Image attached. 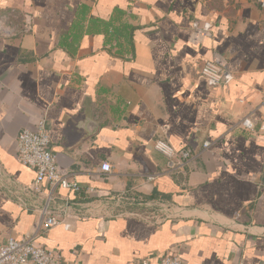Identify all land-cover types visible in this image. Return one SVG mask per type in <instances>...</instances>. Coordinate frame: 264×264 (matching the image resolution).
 Listing matches in <instances>:
<instances>
[{
    "label": "crops",
    "instance_id": "obj_1",
    "mask_svg": "<svg viewBox=\"0 0 264 264\" xmlns=\"http://www.w3.org/2000/svg\"><path fill=\"white\" fill-rule=\"evenodd\" d=\"M194 23L207 31L199 45ZM214 52L230 84L209 87L201 77ZM246 117L254 130L241 126ZM40 118L59 169L85 191L56 188L55 211L104 208L70 230L40 228L38 243L65 264H156L168 252L184 264H264V8L256 0H0V244L40 227L14 187L35 178L18 160V136ZM158 139L193 159L169 173ZM117 199L127 209L167 201L183 213L150 223L116 214Z\"/></svg>",
    "mask_w": 264,
    "mask_h": 264
},
{
    "label": "built area",
    "instance_id": "obj_2",
    "mask_svg": "<svg viewBox=\"0 0 264 264\" xmlns=\"http://www.w3.org/2000/svg\"><path fill=\"white\" fill-rule=\"evenodd\" d=\"M259 7L264 8V0H256ZM192 42L199 45L207 35L205 28L194 23ZM26 30L33 29L32 18L27 19ZM201 77L209 87L230 84L234 75L227 67L226 59L219 52H214L212 59L206 61L200 71ZM241 126L254 130V124L249 118L240 122ZM51 138L47 121L40 118L35 129L24 128L18 136V160L21 164L35 170V178L28 184L15 185L17 200L24 206H30L39 214L40 227L33 233L23 236H9L5 242L0 244V264H65L62 254L38 243L40 228H52L62 226L70 230L76 218L88 217L94 214H101L104 211L103 203H85L82 209L70 210L71 206H63L64 215L58 214L55 208L58 204V196L55 195L56 188H62L75 193L81 197L84 188L75 179L73 173L61 172L58 165V156L50 148ZM212 142L206 141L203 148L211 147ZM155 149L167 157V168L169 173L179 172L193 159V152L190 149L176 150L168 142L162 139L156 140ZM103 173L112 172L109 163L101 166ZM152 178V177H151ZM45 185L49 188L46 189ZM63 199V198H61ZM66 202L67 199H64ZM65 202V203H66ZM105 205V204H104ZM143 209H127L117 199L115 207L118 208V215L138 217L150 223H161L168 218L182 216L183 210L173 203L160 201L157 203H144ZM141 264H151L148 259L142 260ZM156 264H184L182 258L174 253L168 252Z\"/></svg>",
    "mask_w": 264,
    "mask_h": 264
},
{
    "label": "trees",
    "instance_id": "obj_3",
    "mask_svg": "<svg viewBox=\"0 0 264 264\" xmlns=\"http://www.w3.org/2000/svg\"><path fill=\"white\" fill-rule=\"evenodd\" d=\"M110 26H111V25H108L107 28H110ZM78 29H79V28H77V30H78ZM89 29H90V28H89ZM75 31H76V30H75ZM79 32H80V29H79ZM156 197H157L156 194L151 196L152 199H154V198H156Z\"/></svg>",
    "mask_w": 264,
    "mask_h": 264
}]
</instances>
